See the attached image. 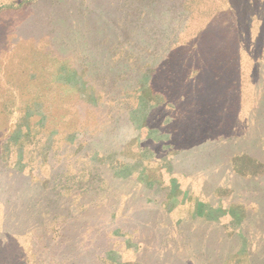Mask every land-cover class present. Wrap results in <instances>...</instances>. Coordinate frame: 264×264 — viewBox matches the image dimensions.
Listing matches in <instances>:
<instances>
[{
	"label": "rangeland",
	"instance_id": "obj_1",
	"mask_svg": "<svg viewBox=\"0 0 264 264\" xmlns=\"http://www.w3.org/2000/svg\"><path fill=\"white\" fill-rule=\"evenodd\" d=\"M263 4H165L171 12L158 24L167 30L169 44H157L160 60L144 53L131 74L121 69L107 78L94 67L77 69L71 57L46 46L45 8L28 2L0 7V233L16 230L1 210L8 201L19 203L17 187L27 177L29 184L41 182L49 190L50 173L63 192L57 196L47 190L51 217L39 218L16 242L19 235L7 244L0 235V264H86L88 250L104 252L106 241L119 234L112 226L114 237L95 234L90 224L98 230L109 226L102 218L114 209L125 208L126 219L145 208L143 193L131 184L125 188L124 179L113 174L129 170L134 175L179 152H233L240 148L234 138L264 135V92L258 85L264 75L258 73L264 6H257ZM26 34L35 36V43L26 41ZM34 46L40 48L32 55ZM233 53L237 69L230 79L235 83L227 89L214 77L232 69L227 58ZM258 94L259 102L249 108ZM115 102L121 106L113 107ZM259 148L264 150V141ZM70 150L74 155L66 160ZM20 200L30 202L31 194H21Z\"/></svg>",
	"mask_w": 264,
	"mask_h": 264
},
{
	"label": "crops",
	"instance_id": "obj_2",
	"mask_svg": "<svg viewBox=\"0 0 264 264\" xmlns=\"http://www.w3.org/2000/svg\"><path fill=\"white\" fill-rule=\"evenodd\" d=\"M234 141L233 152H179L134 175L111 171L143 193L145 208L119 223L104 252L88 250L86 264H264V135Z\"/></svg>",
	"mask_w": 264,
	"mask_h": 264
},
{
	"label": "trees",
	"instance_id": "obj_3",
	"mask_svg": "<svg viewBox=\"0 0 264 264\" xmlns=\"http://www.w3.org/2000/svg\"><path fill=\"white\" fill-rule=\"evenodd\" d=\"M173 1L174 0H3L0 2V7H6L8 4H11L15 5V8H20V6H23L22 4L24 2H28V5L32 4L37 7L45 8V20L47 22V32L45 33L46 46L58 56L71 57L75 61L77 69L90 70L94 67V69L98 70V73H102L103 77L107 78L112 73H120L121 69L124 73L131 74L134 67H137V59L144 53L151 55L155 61L160 60H156L157 44L165 42L168 45L169 42L165 40L164 36L168 34L167 30L161 28L158 21L165 15L167 16V13L171 12L170 10H165L164 6ZM226 1L231 4L234 2L241 3L242 1L246 4L257 2V0H225V2ZM257 6L258 8L259 6L263 7L264 4ZM161 29H164V34H161ZM30 31L32 30L28 29V32ZM26 37H29L26 41L30 40L32 43H35V36L26 34ZM168 40H170V38H168ZM39 48V46H34L31 54L33 55V53L38 52ZM258 57L262 62L260 64L261 67H258V73L261 74L264 72V53L259 54ZM79 59L84 60L86 66L83 64L80 65L78 62ZM227 60L230 61L229 65L232 69L230 68L226 71V76L220 77L219 75H215L214 78H216L219 83L225 84L227 89H230L235 83L230 77L233 76V72L237 69L236 55L234 53L229 54ZM213 70L214 72L216 71L215 68ZM260 76H262V74ZM260 79L258 85L261 92H264V75L260 77ZM99 88L101 89L100 86ZM149 89L156 93V87L151 85V81L149 82ZM230 94L231 93H229V95ZM260 94L256 95L254 100H251L249 108L251 107L253 109L257 105ZM41 95L53 97L52 94H47V92H43ZM18 96L21 97L20 94H18ZM121 101H123L121 103H125L124 100ZM115 103L112 104L113 107L119 108L121 106L118 105L119 102ZM226 105L227 104H224L223 107H226ZM73 155L74 150H70L66 154V160H71ZM61 163H64V159L61 160ZM70 163H72V161ZM51 168H53V166ZM47 175L49 177V190L53 191L57 196L62 195L63 192L57 188L58 184L54 183L55 178H53L50 173ZM55 177H57V175ZM29 179L30 178L27 177L24 183L21 182L17 187L16 199L18 198L19 203L13 206L16 201L12 202L11 200L8 201V205L2 207L1 211L3 218H5L4 221L16 230H14V233H0L2 236L1 243L4 241L5 244H7L10 240L14 239V235H19L15 236L16 238L14 241L16 242L19 237L27 233L26 229H31V227L37 223L39 218L48 219L51 217L45 203L48 189L46 190V187L44 188L41 182L29 184L31 182ZM26 193L31 194V201L20 203V195ZM118 211L119 210L114 209L111 213L109 212L106 218H102L111 223L112 227L119 233L115 235L114 239L120 237L121 230L119 223L123 221V212L126 211V209L124 208ZM8 229L9 228L6 227L3 228V230L6 231ZM89 229L93 233L98 234V230L93 224L89 225ZM105 232L108 238L114 237L113 234H110L112 232L111 230L109 231L107 229Z\"/></svg>",
	"mask_w": 264,
	"mask_h": 264
}]
</instances>
